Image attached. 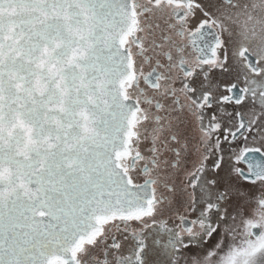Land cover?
Instances as JSON below:
<instances>
[{
	"label": "snow or ice",
	"instance_id": "obj_1",
	"mask_svg": "<svg viewBox=\"0 0 264 264\" xmlns=\"http://www.w3.org/2000/svg\"><path fill=\"white\" fill-rule=\"evenodd\" d=\"M0 264H264V0H0Z\"/></svg>",
	"mask_w": 264,
	"mask_h": 264
}]
</instances>
